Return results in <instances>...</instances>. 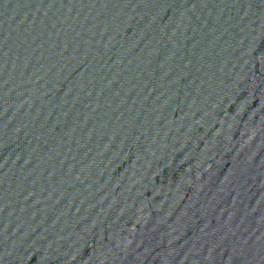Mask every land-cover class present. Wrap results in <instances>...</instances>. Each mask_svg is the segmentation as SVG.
I'll return each mask as SVG.
<instances>
[{"label": "water", "instance_id": "95a60500", "mask_svg": "<svg viewBox=\"0 0 264 264\" xmlns=\"http://www.w3.org/2000/svg\"><path fill=\"white\" fill-rule=\"evenodd\" d=\"M0 264H264V0H0Z\"/></svg>", "mask_w": 264, "mask_h": 264}]
</instances>
